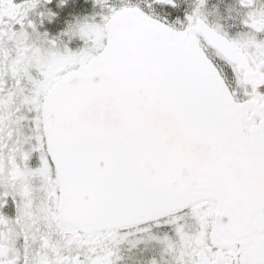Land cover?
<instances>
[{
	"label": "snow or ice",
	"instance_id": "6c2138e0",
	"mask_svg": "<svg viewBox=\"0 0 264 264\" xmlns=\"http://www.w3.org/2000/svg\"><path fill=\"white\" fill-rule=\"evenodd\" d=\"M0 264H264V0H0Z\"/></svg>",
	"mask_w": 264,
	"mask_h": 264
}]
</instances>
